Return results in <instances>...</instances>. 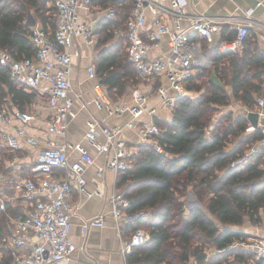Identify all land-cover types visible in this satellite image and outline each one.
<instances>
[{
    "label": "built area",
    "instance_id": "built-area-1",
    "mask_svg": "<svg viewBox=\"0 0 264 264\" xmlns=\"http://www.w3.org/2000/svg\"><path fill=\"white\" fill-rule=\"evenodd\" d=\"M102 0H52L56 27L54 31L43 28L35 22L29 26V38L35 47L32 57L13 58L8 52L0 51V64L5 66L13 80L28 90L41 91L46 96L47 106L52 114L46 122V131L55 136H65L70 119L77 114L75 102L79 108L87 112V130L85 141L95 147L98 152L109 153L105 162L98 166L100 175L105 169L116 173L130 168L127 157L126 141L119 137L122 127L103 123L88 109L81 92L77 91L70 80L73 69V58L81 55V46L91 48L99 42V29L116 17V8L112 3L104 5ZM111 1V0H106ZM115 3L132 2L124 27L112 30L115 37L124 38L126 59L141 79L158 78L165 80L159 85L155 99H160L164 106L174 108L178 98L186 96V84L202 67L203 61L193 41L195 37L211 41L216 34H221L223 25L225 32L233 31L231 38H220L217 48L220 52H238L244 48L250 29L264 33V24L252 18L254 8H248L242 16L235 14L211 17L205 13L190 12L187 0H112ZM260 2L257 3V5ZM148 15L152 18L148 22ZM166 37L167 52L151 54ZM89 77H95L93 65L87 67ZM169 89L173 95L169 94ZM94 104L104 108L108 114H131L125 124L134 130L141 141L152 143L157 151H161L157 137L161 128L152 119L156 107L155 99L134 87L130 91V103H114L105 87L98 81L93 84ZM259 108H264V94L256 99ZM146 112L149 121L141 120ZM33 112L11 110L0 107V150L18 147V139L37 147L34 162L29 166L32 175L19 176L16 183V198L23 206L18 215H7L9 232L0 240V255L6 253L10 257L9 264H53L65 263L77 249L84 250L85 244L77 246L70 240L71 216L75 211L70 202L72 190L84 192L86 168L95 162V158L80 143L46 140L45 145L24 127L34 118ZM18 121L20 125H15ZM11 128L8 131L3 127ZM261 138L246 151L239 154L231 166L242 167L264 146V123H257ZM248 124L247 131H253ZM104 140L100 141L99 137ZM75 149L79 158L68 161V150ZM9 166L18 174L21 164L18 157L13 156ZM5 173L0 170V201L3 202ZM92 193L101 195L94 189ZM132 200L123 191H114L108 200L109 213L117 222L132 223L142 217L143 212L129 213ZM105 213L100 212L81 224L84 235L92 226L104 225ZM149 234L141 227L135 228L122 250L130 252L133 246L145 244ZM238 246L246 249L252 256L244 264H264V239L247 237L232 242L228 248ZM217 249L216 252H222ZM126 264H142L133 262Z\"/></svg>",
    "mask_w": 264,
    "mask_h": 264
},
{
    "label": "trees",
    "instance_id": "trees-1",
    "mask_svg": "<svg viewBox=\"0 0 264 264\" xmlns=\"http://www.w3.org/2000/svg\"><path fill=\"white\" fill-rule=\"evenodd\" d=\"M101 3H112L116 17L99 29L93 67L98 82L113 99L139 82L126 59L124 38L112 33L114 28L124 27L132 2ZM33 20L54 31L52 0H0V51L15 59L32 57L35 47L29 38V26ZM233 35V31L222 30L220 38ZM250 37L249 32L246 48L239 54L220 52L217 44L209 48L201 39L202 49L209 52L213 72L222 84L212 80L208 69L198 70L186 84L188 94L176 100L171 118L157 119L162 123H157L162 130L157 137L161 151L150 142L139 143L127 157L130 168L118 172L116 187L132 200L128 212L149 214L127 226L128 235L135 228L145 229L143 225L149 234L147 243L132 247L128 262L244 264L251 260V254L240 247L228 248L247 235L239 229L245 221L256 224L264 218V146L242 167L231 166L262 136L259 128L246 131L247 116L255 113V96L264 83V52L251 45ZM194 93L198 94L193 96ZM34 98L35 92L19 85L0 64V107L26 111ZM232 99L247 111L234 115L229 110L214 119L213 113ZM229 143L236 146L227 149ZM188 190L194 192L203 207L185 210ZM2 218L0 240L8 234ZM209 247L215 253L209 254ZM217 249L223 251L216 252ZM9 263L10 257L3 253L0 264Z\"/></svg>",
    "mask_w": 264,
    "mask_h": 264
},
{
    "label": "crops",
    "instance_id": "crops-1",
    "mask_svg": "<svg viewBox=\"0 0 264 264\" xmlns=\"http://www.w3.org/2000/svg\"><path fill=\"white\" fill-rule=\"evenodd\" d=\"M187 9L190 12H199L205 13L211 17L235 14L242 16L248 8H254L252 13V18L256 22L264 24V0H187ZM260 4L257 5V3ZM148 22L152 18L151 15H148ZM36 21L34 20V23ZM38 23V22H37ZM40 24V23H39ZM224 30H227V25H223ZM250 41L253 47H257L259 50L264 52V33L257 31L256 29H250ZM221 34H216L211 41H207L208 47H215L216 42L220 39ZM193 41L199 45L196 48V52L201 57L203 63L201 68L210 67L212 65V59L210 58L209 52H205L202 49L201 39L198 37L193 38ZM244 48L241 51L233 53H242ZM166 37L163 38L162 43L156 49L151 51V54H161L167 52ZM81 55L73 58V69L70 74V80L73 87L81 92L84 101L90 112L97 116L100 121L110 126H120L122 131L119 135L120 138L126 141L127 152L132 153L137 149V144L144 143L140 140L136 132L127 126L126 122L131 119V114L125 112L120 115L108 114L104 108H97L94 104V90L93 84L97 82V76L89 77L87 72V67L93 65V59L95 56L94 49L87 46H81ZM200 68V69H201ZM199 69V70H200ZM208 69V68H206ZM214 73V72H213ZM217 82L220 83L218 78L213 74ZM165 85V80H159L158 78H139L138 85L134 87H139L142 91L147 92L151 99H155V92L159 85ZM133 87V88H134ZM128 91L127 96L122 99L121 97L110 98L114 103H130V91ZM169 94L173 95V91L169 89ZM264 94V83L260 93L255 96V109L254 112L257 114V122L264 123V108H259L256 104V99ZM237 102V101H236ZM235 104H241L237 102ZM153 105L156 107L155 115L153 120L161 118L169 120L172 115V109L164 106L160 99H155ZM74 107L78 110L74 118L70 119L68 130L65 136L59 137L52 135L46 131V122L52 114L51 109L47 106L46 96L42 94L41 91H35V98L32 104L30 105L29 112L34 113V118L30 120L27 124L24 125L27 132L36 136L40 141L41 145H45L46 140L55 139L59 142H70V143H80L82 144L91 155L95 158V162L88 166L84 172L86 178V188L84 192H79L77 189H73L70 202L75 207V211L71 216V230H70V240L74 242L77 246L85 244V249L77 248L69 257V259L63 264H126L128 263L127 254L129 252H123L122 247L125 241H128L131 234L130 228L127 226L131 223H125L123 221L117 222L113 216L109 213L108 200L114 191H117L116 181L118 173L105 169L99 175L97 173L98 166L105 162L109 153L98 152L94 146L89 145L85 139L84 134L87 130V112L79 108V104L75 102ZM245 111L247 109L245 108ZM141 120L149 121L150 116L144 112L141 117ZM249 124V123H248ZM15 125H20L18 121L15 122ZM11 128L5 126L2 130L8 131ZM247 131V130H246ZM249 132V131H248ZM100 141L104 140L103 136L99 137ZM257 146V141L254 142ZM251 144V145H253ZM250 145V146H251ZM236 146V143H229L227 149H232ZM249 146V147H250ZM248 147V148H249ZM247 148V149H248ZM245 149L244 151H246ZM38 148L32 147L26 144L22 139H18V147L14 149L4 148L0 150V170L5 173V181L1 184L3 188V202L0 201V213L4 214V218L0 216L5 221L6 231L9 232V222L7 215H18L23 212V206L20 203V200L16 198V188L15 183L19 176H29L32 175L30 172V165L34 162L36 152ZM13 156L18 157V162L21 164L20 173H16L10 166V160ZM264 158V154L262 155ZM79 158L78 152L71 148L68 150V161H74ZM131 166V164H130ZM264 167V164L262 165ZM94 189L100 191L101 195H96L92 193ZM189 195L191 198H188ZM187 199L191 200V206H187ZM194 201H193V200ZM203 207L202 202L196 197L192 190L187 191L184 200V208L186 211L192 208ZM104 212V225L102 226H92L89 228L86 235L83 234L81 230V224L85 220L93 218L98 213ZM2 214V215H3ZM138 219V218H137ZM242 232H245L247 237H257L264 239V218L261 222L252 224L249 221H245L242 226L239 228ZM237 242V241H234ZM234 246L231 248H236ZM239 249L245 250L250 254L246 249L240 247ZM131 251V250H130ZM209 254L215 253V249L212 247L207 248ZM3 257V254L0 255V260ZM131 263V262H129ZM61 264V263H53Z\"/></svg>",
    "mask_w": 264,
    "mask_h": 264
},
{
    "label": "rangeland",
    "instance_id": "rangeland-1",
    "mask_svg": "<svg viewBox=\"0 0 264 264\" xmlns=\"http://www.w3.org/2000/svg\"><path fill=\"white\" fill-rule=\"evenodd\" d=\"M51 5V2L50 3H47V6H50ZM52 6L54 7V5H53V3H52ZM36 22H38L39 23V21H36ZM206 68H208V71H210V73H211V78H212V80L213 81H215V82H217V80H216V78L214 77V73H213V66L211 65L210 67L208 66V67H206ZM222 84V83H221ZM127 94H128V90H126L124 93H123V95H119V96H117V97H121L122 99H124L126 96H127ZM198 93H194L193 94V96H196ZM235 103H237L234 99H232V100H230V103H229V105H227V106H223V107H221L220 109H218V110H216L214 113H213V118L214 119H216V118H218V117H220L221 116V114L222 113H225L226 111H232V113L235 115V114H237L238 112H244L245 111V107L244 106H242L241 104H235ZM31 108L29 107V110H26L27 112H29V111H31L30 110ZM156 121H157V119H155ZM155 121V122H156ZM159 124V125H162V123H160V121H157L156 122V124ZM157 124V125H158ZM158 125V126H159ZM247 149V148H246ZM186 195H187V193H186ZM188 198H191V196L189 195V197ZM193 200V199H192ZM187 201V206H191V205H189V204H191V200L190 199H187L186 200ZM194 201V200H193ZM147 217H149V214H146V213H142V217L141 218H143V219H146ZM143 227L146 229V227L143 225Z\"/></svg>",
    "mask_w": 264,
    "mask_h": 264
},
{
    "label": "water",
    "instance_id": "water-1",
    "mask_svg": "<svg viewBox=\"0 0 264 264\" xmlns=\"http://www.w3.org/2000/svg\"><path fill=\"white\" fill-rule=\"evenodd\" d=\"M31 24H34V20L32 21V23ZM248 122H249V124L251 125V126H253L254 128H256L257 127V114L256 113H249L248 114ZM149 240L147 239L146 240V243L148 242Z\"/></svg>",
    "mask_w": 264,
    "mask_h": 264
}]
</instances>
